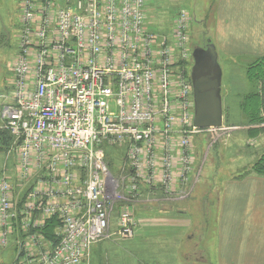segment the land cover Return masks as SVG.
<instances>
[{
	"label": "built area",
	"instance_id": "built-area-1",
	"mask_svg": "<svg viewBox=\"0 0 264 264\" xmlns=\"http://www.w3.org/2000/svg\"><path fill=\"white\" fill-rule=\"evenodd\" d=\"M148 1L19 0L0 95L15 152L0 177V247L12 243V264H89L93 244L134 235L132 202L182 201L198 183L193 139L214 133L193 125L184 71L196 19L181 9L158 35ZM112 148L124 151L122 180L108 167Z\"/></svg>",
	"mask_w": 264,
	"mask_h": 264
},
{
	"label": "rangeland",
	"instance_id": "rangeland-1",
	"mask_svg": "<svg viewBox=\"0 0 264 264\" xmlns=\"http://www.w3.org/2000/svg\"><path fill=\"white\" fill-rule=\"evenodd\" d=\"M209 3L208 0L147 3L148 29L161 36L171 34L181 9L194 15L196 21L189 30V54L184 62L187 82L193 64L192 48L203 47L210 40L213 19L204 6ZM18 5L19 0H0V95L9 91L10 66L18 51ZM217 59L222 70V125L212 128V135L205 132L193 139L194 165L200 169L198 183L182 201L132 202V214L137 220L134 235L127 239L116 235L104 237L92 245L89 264H264V177L254 171L255 162L264 152V106L260 107L261 114H255L256 109L249 107L258 103V98L253 101V94L259 95V78L255 81L249 77L252 59L227 57L219 51ZM2 104L0 96V120ZM107 153L110 172L122 180L124 151L112 148ZM14 156L12 139L9 144L0 139V177L3 172L13 173ZM227 181H234L241 188H226ZM256 181H261L255 186L257 190L253 185ZM118 190L122 192L120 186ZM123 205L124 202H116L112 206L111 230ZM174 217L189 220L191 227H162L161 220ZM221 218L227 220L226 225L221 224ZM151 225L158 226L148 228ZM198 251H204L200 253L203 258ZM14 258L11 242L7 248L0 247V264H12Z\"/></svg>",
	"mask_w": 264,
	"mask_h": 264
},
{
	"label": "crops",
	"instance_id": "crops-1",
	"mask_svg": "<svg viewBox=\"0 0 264 264\" xmlns=\"http://www.w3.org/2000/svg\"><path fill=\"white\" fill-rule=\"evenodd\" d=\"M213 2L209 3L208 0V6H204L205 9H209L213 19L209 41L215 45L217 54L219 51L227 57L231 55L246 58L244 60L252 59V64L264 59V0H214ZM204 12L200 11V13ZM259 183L261 181L253 182L255 189ZM228 186L233 189L241 188L234 181H227L226 188ZM226 221L225 218H221V224L226 225ZM161 222L163 228H167L166 225L191 227V222L184 218H168ZM151 227L155 228L154 225L148 228ZM189 236V239L192 238ZM203 252H197L200 258H203L200 254Z\"/></svg>",
	"mask_w": 264,
	"mask_h": 264
},
{
	"label": "water",
	"instance_id": "water-1",
	"mask_svg": "<svg viewBox=\"0 0 264 264\" xmlns=\"http://www.w3.org/2000/svg\"><path fill=\"white\" fill-rule=\"evenodd\" d=\"M190 70L193 99V125L218 128L222 125L221 77L215 45L209 40L204 47L195 46Z\"/></svg>",
	"mask_w": 264,
	"mask_h": 264
},
{
	"label": "trees",
	"instance_id": "trees-1",
	"mask_svg": "<svg viewBox=\"0 0 264 264\" xmlns=\"http://www.w3.org/2000/svg\"><path fill=\"white\" fill-rule=\"evenodd\" d=\"M251 68V69H250ZM249 77L253 80L258 79L257 82L259 83V95L253 94V101L258 98V103H254L253 106H250L251 109H256L255 114H261L260 107L263 108L264 106V59L257 61L249 66ZM256 81V80H255ZM257 83V84H258ZM257 96V97H256ZM248 98V97H247ZM246 98V99H247ZM252 114V112H251ZM0 139L2 143L9 144L11 137L7 131L2 130L0 131ZM108 151V150H107ZM108 153H106L107 156ZM254 171L259 175L264 177V152L260 155L258 160L254 164Z\"/></svg>",
	"mask_w": 264,
	"mask_h": 264
},
{
	"label": "flooded vegetation",
	"instance_id": "flooded-vegetation-1",
	"mask_svg": "<svg viewBox=\"0 0 264 264\" xmlns=\"http://www.w3.org/2000/svg\"><path fill=\"white\" fill-rule=\"evenodd\" d=\"M201 47V46H200ZM204 47V46H203ZM191 58H192V55H191ZM192 61H193V58H192ZM193 63V62H192ZM193 65V64H192ZM192 65H191V67H192ZM190 70H191V68H190Z\"/></svg>",
	"mask_w": 264,
	"mask_h": 264
}]
</instances>
